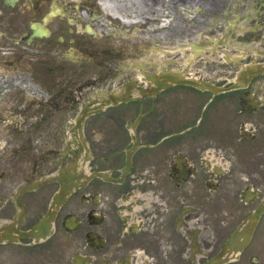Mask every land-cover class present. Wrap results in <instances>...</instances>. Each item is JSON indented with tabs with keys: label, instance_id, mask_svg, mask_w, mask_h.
<instances>
[{
	"label": "flooded vegetation",
	"instance_id": "obj_1",
	"mask_svg": "<svg viewBox=\"0 0 264 264\" xmlns=\"http://www.w3.org/2000/svg\"><path fill=\"white\" fill-rule=\"evenodd\" d=\"M254 47L264 0H0V264H264Z\"/></svg>",
	"mask_w": 264,
	"mask_h": 264
}]
</instances>
